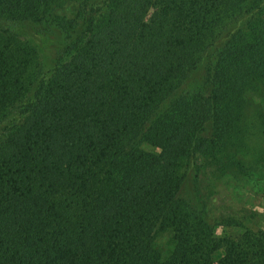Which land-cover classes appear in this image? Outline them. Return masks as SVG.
Instances as JSON below:
<instances>
[{
  "label": "trees",
  "instance_id": "1",
  "mask_svg": "<svg viewBox=\"0 0 264 264\" xmlns=\"http://www.w3.org/2000/svg\"><path fill=\"white\" fill-rule=\"evenodd\" d=\"M248 1L101 0L44 77L3 22L61 20L69 0H0V120L25 106L0 136V264H260L262 235H220L183 184L195 157L223 164L215 139L264 82V14L220 49L209 95L165 108Z\"/></svg>",
  "mask_w": 264,
  "mask_h": 264
},
{
  "label": "rangeland",
  "instance_id": "2",
  "mask_svg": "<svg viewBox=\"0 0 264 264\" xmlns=\"http://www.w3.org/2000/svg\"><path fill=\"white\" fill-rule=\"evenodd\" d=\"M100 1L69 0L68 12L61 20L3 23L37 47L44 64L43 76L47 77L58 63L70 58V44L85 31L87 12ZM263 14L264 0L248 1L246 7L219 31L220 35L200 66L168 100L165 108L184 94L209 95L212 89L210 73L218 52L229 39L250 34ZM37 85L32 86L25 102L34 100ZM247 96L252 103L244 119L235 127L236 130L227 137L218 135L215 139L223 164L212 166L206 156H197L185 165L187 175L183 184V193L191 206L204 212L206 219L217 225L220 235L229 236L240 244L246 242L247 232L260 234L264 238V130L258 132L255 125L259 111L264 113V82L259 89L250 90ZM24 108L23 105L8 118L0 120V136L6 126L20 117ZM207 126L211 128V123ZM215 129L214 122L212 131ZM143 147L150 149L145 144ZM168 238L165 237L163 243ZM261 255L260 264H264V246Z\"/></svg>",
  "mask_w": 264,
  "mask_h": 264
}]
</instances>
